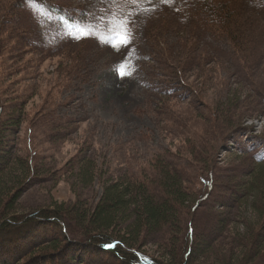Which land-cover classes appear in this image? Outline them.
I'll return each mask as SVG.
<instances>
[{
  "label": "rangeland",
  "instance_id": "1",
  "mask_svg": "<svg viewBox=\"0 0 264 264\" xmlns=\"http://www.w3.org/2000/svg\"><path fill=\"white\" fill-rule=\"evenodd\" d=\"M48 1L108 19L134 11L132 5L118 7L112 0ZM201 1L144 0L141 7L154 11L135 10L139 14L131 18L132 41L117 51L110 42L95 36L76 39L48 17L41 19L39 26L20 11L9 17L8 0H0V82L9 93L0 94V107L5 101L15 102V92L26 119L18 132H8L4 138L0 133V157L15 153L27 156L29 144L32 154H38L34 173L13 204L19 218H34L26 224L27 230L15 232L16 236L7 231L0 235V264L42 261L38 255L44 254L42 250L53 240H60L59 234L69 243H63L59 254L65 255L60 263L88 262L87 243H82L81 236L72 237L65 221L63 226L56 223L63 233L56 231L39 211L55 205L63 206L64 211L76 206L79 210L94 208L106 184L146 175L154 170L159 155L166 161L184 154L190 144L198 150H215L214 171L209 178L213 187L211 191L200 184L198 165L187 155V181L198 184L195 192L201 197L207 193L210 197L197 211L184 214L182 239L186 242L185 232L192 226L193 249L199 257L195 264H223L229 258L238 264V255L246 245L245 228H255L252 207L256 200L247 203L249 215L239 217L241 202L233 201L234 195L243 194L249 177L264 165V0H217L229 1L238 9V34L245 44V55L236 54L217 30L205 25L197 13ZM98 21L103 37L106 22ZM16 33L24 36L26 44L29 36L42 35V48L47 46L55 54H38L37 49H33L34 54L27 53L15 40ZM189 56L193 57V67L178 73L176 98L168 100L167 90L177 86L172 70L176 64L187 65L183 62ZM126 57L132 74L121 77L113 69ZM18 60L38 61V78L28 73V68L19 67L20 63L15 66ZM78 63L80 75L76 71L69 75L68 69ZM8 71L4 82L2 77ZM171 81L173 85H169ZM5 112L1 115L4 121L12 114ZM170 116L174 121L168 119ZM64 117L72 124L60 122ZM83 168L95 173L92 183L81 178ZM256 203L259 209L264 208V197ZM159 238L148 237L139 251L163 261V251L157 248ZM98 259L109 260V256L99 255ZM251 261L264 264L263 259Z\"/></svg>",
  "mask_w": 264,
  "mask_h": 264
},
{
  "label": "trees",
  "instance_id": "2",
  "mask_svg": "<svg viewBox=\"0 0 264 264\" xmlns=\"http://www.w3.org/2000/svg\"><path fill=\"white\" fill-rule=\"evenodd\" d=\"M5 6L6 8L9 6V17H13V14L20 11L24 13V16L32 17L38 26L41 19L48 17L47 19L55 20L65 30H69L67 25H70L72 22L85 26H94L98 29L100 27L98 25L99 15L91 16L81 8L67 9L48 0H33L31 10L28 0H8ZM15 7L16 11L13 13ZM197 13L206 26L217 30L227 40L236 54L245 55L244 49L246 47L238 34L240 31L239 27H237L239 11L236 7H233L229 1L202 0L199 3ZM7 20L5 21L7 22ZM29 37L28 44H26L24 36L18 37L17 33L14 38L17 43H22L27 53L34 54L33 49H37L39 50L38 54H55L47 46L42 48L40 42L42 35L38 36L40 39L34 38L33 35ZM192 58V56L186 57V61L183 63L187 65H182V67L180 64H176V70H172V74L176 75L173 78H178V73L184 74L188 71L189 67L193 65ZM79 60L81 61V59ZM18 64L21 68H28V73H33L38 78L37 71L40 68L38 61L27 60L26 62H20L18 60L14 62L15 66ZM74 65L68 69L69 75H73L76 72V74L79 73L80 64ZM4 75L5 77L2 78L5 82L6 76L10 75L9 71L5 72ZM176 81L174 83L177 86H172V89L170 88L167 92L164 90L169 94L167 96L168 100L176 98L173 94H175V90L180 85L179 79H176ZM171 83L172 85L174 84L171 81L169 85ZM5 85H1L0 82V88L4 90L0 91L1 95L3 92L8 93V88L6 89ZM15 94L14 92L12 95L14 99L16 98L15 102L8 100L3 103L7 106L2 105L0 107V133L3 134L1 138H4V134L8 132H18L22 127V123L26 121L25 111L21 104L22 101L21 99H17ZM5 97H9V95L6 94ZM237 104L236 102V108ZM5 110H9L12 114L4 121V116L2 117L1 115L7 113ZM223 114L226 115L224 117L228 116L226 112ZM220 117L224 118L223 115ZM65 118L60 119V122L72 124L71 120L64 121ZM168 119L174 121L172 116ZM54 124L56 126V120H54ZM31 134L32 130H30L29 135ZM196 146L190 144L184 154H177L168 158V160L165 158L166 161H162L163 157L159 155L155 161L154 170L146 175L142 173L139 178L118 180L115 183L106 184L103 194L94 208L79 210L76 206L71 211H64L65 208L63 206L55 205L50 209L39 211V214L42 213L41 217L43 218H49L51 222H49V225L54 227L56 231H61L56 223H64L65 221L67 223L66 227L71 232L70 234L73 235L72 237L80 235L82 243H87L85 250L89 251L88 256L90 258L88 262L79 261L78 264H195L199 261L197 260L199 257L197 256L198 252L193 249L192 226L185 232V235H187L186 242L182 239L183 234L181 232L184 225V214L187 211H197L204 202L208 201L210 195L207 193L201 197L199 193L195 192V187L198 184L192 185L187 181L188 173L185 169L187 164L186 156L189 155L192 159H195L198 165L196 170L200 184L204 183L212 191V179L210 181L209 178H212L214 171L212 158L215 152L212 148H200L201 150H198ZM31 148L32 146L29 144L28 149L30 153L28 152L27 156L15 153L14 155L10 154L0 157V219H3L0 220V235L5 234L7 231L9 235L16 236L18 231L22 229L27 230L26 224L34 218L32 216L29 219L19 218L14 214L13 210V204L21 197L23 186L34 173L32 168L35 165L38 154L34 152L32 154ZM178 163H181V166ZM94 174L92 169L83 168L81 178H84L85 183H92L95 177ZM193 174L191 172V175ZM263 177L264 165H260L258 171L252 177H249V179L251 178L250 182H248L249 184H243L244 187L242 189L245 192L243 191V194L237 197L234 195L233 201L241 202L240 209L242 210V215H239V217H246L245 215L249 213L247 203L250 199L253 198L257 202L258 199L260 200L261 197H264ZM238 193H241V190ZM256 202L253 203L252 207L255 210L256 224L250 221V224H255V228L252 231L250 227L245 228L246 233H244V237L246 238V245L238 255L239 258L236 260L238 264H251V260L255 258L264 260V208L260 207L262 209H259ZM255 204L256 207L254 206ZM222 222L221 220L220 223ZM61 233L63 232L61 231ZM56 234L58 233L56 232ZM61 236L62 234H59L60 240H53L46 250H42L45 253L39 254L38 259L43 258V260L34 262L35 264H63L60 263V260H63L65 252L59 253L61 249H64L63 243L66 245L69 243H66V240L62 239ZM152 236L160 237L157 248L163 251V255H161L163 261L148 257L139 251L140 248H143V241ZM0 242L2 243L1 236ZM1 243L0 246H2ZM109 244L114 246L108 247L107 245ZM187 244H190L189 247ZM90 251H94L95 254L92 253L95 256L94 258L91 257ZM99 255H107L109 256V260H99ZM35 256L37 257V255ZM194 256L196 259H193ZM234 259L229 258L226 260L225 258L226 262H223V264H232L235 261Z\"/></svg>",
  "mask_w": 264,
  "mask_h": 264
},
{
  "label": "snow or ice",
  "instance_id": "3",
  "mask_svg": "<svg viewBox=\"0 0 264 264\" xmlns=\"http://www.w3.org/2000/svg\"><path fill=\"white\" fill-rule=\"evenodd\" d=\"M162 2L169 3L170 0H162ZM28 3L31 10L33 0H28ZM112 3L116 4L118 7L121 5H132L134 7V11H130L121 16H112L111 19H108L107 16H101L100 22H106V32L103 37H101L100 30L98 28L90 25L85 26L76 22H72L70 25H67L69 28V34L73 35L76 39L95 36L97 39H100L101 42H110L111 46L117 51L121 47L129 45L133 38L132 28L130 27V24L133 22L131 19L133 15H138L139 11L151 12L154 11V9L141 7L144 0H112ZM109 15H111V13H109ZM127 60L128 58L126 57L125 61H122L113 69L121 77L132 74V72L128 70ZM107 246L113 247L114 245L109 244Z\"/></svg>",
  "mask_w": 264,
  "mask_h": 264
},
{
  "label": "bare ground",
  "instance_id": "4",
  "mask_svg": "<svg viewBox=\"0 0 264 264\" xmlns=\"http://www.w3.org/2000/svg\"><path fill=\"white\" fill-rule=\"evenodd\" d=\"M58 25V24H57ZM59 26V25H58Z\"/></svg>",
  "mask_w": 264,
  "mask_h": 264
}]
</instances>
